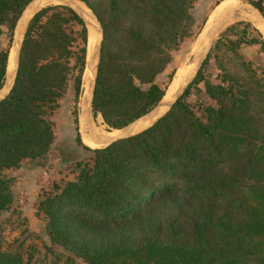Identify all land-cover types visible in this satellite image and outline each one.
<instances>
[{
  "label": "trees",
  "instance_id": "trees-1",
  "mask_svg": "<svg viewBox=\"0 0 264 264\" xmlns=\"http://www.w3.org/2000/svg\"><path fill=\"white\" fill-rule=\"evenodd\" d=\"M34 1L0 0V34L5 28L11 40ZM79 1L102 29L92 112L119 130L163 100L155 78L189 35L194 0ZM252 4L264 17L261 0ZM86 42L84 20L68 5L43 6L26 25L13 83L0 99V215L13 200L7 171L51 158L50 115L70 81L79 94ZM242 45L259 50L247 60ZM222 48L235 56L237 73L224 66ZM9 55L0 48V91ZM189 96L203 99L202 115ZM88 149L75 178L36 201L50 242L81 259L71 264H264V40L249 22L221 32L151 125ZM0 264H32L31 254L0 242Z\"/></svg>",
  "mask_w": 264,
  "mask_h": 264
},
{
  "label": "rangeland",
  "instance_id": "rangeland-1",
  "mask_svg": "<svg viewBox=\"0 0 264 264\" xmlns=\"http://www.w3.org/2000/svg\"><path fill=\"white\" fill-rule=\"evenodd\" d=\"M66 1L67 2L65 3L61 0H35V2H33L28 7L29 10H32L31 16L34 14V12L46 5L64 4L72 7L84 20V24L87 30L88 41V44L86 42L85 65L81 76V85L78 96H75L72 81H70L65 92L62 94L61 97L57 99L58 105L50 115V119L53 122L54 130V141L50 151L51 158L47 161L45 165L40 167L43 168L45 166H48L47 169L49 176L46 179L47 181L45 180V184H43L39 177V171L34 174V179L38 187L37 191L39 192V195L42 194L43 190L52 189L54 184L60 185L66 180H71L75 178L77 174L76 162H89V158L92 153L88 148L94 149L105 146L106 143L110 140L124 135L125 132H127L128 128L124 127L119 130L108 129L107 126L103 123L101 116L99 114H93L90 103L89 107L87 108V111L82 114L80 121V115L82 113V110H84V100L87 98L89 89L91 90L94 84V78L99 62L102 29L100 23L96 19L93 12L83 2L79 0H74L83 3L88 8V11L95 23H93V26H89L90 23L85 19V16H83L82 13L76 10L74 8L75 6H72V0ZM237 1L242 5V8L247 11V14L245 15L246 17H242V13H236L234 17H232L231 22L223 26L224 28H220L219 31L213 36V38L206 46H202V41L205 39L204 38L200 42V49H198V41L205 29V26L208 22L211 13L217 5V2L219 3V0H194L191 9L192 18L190 20L189 35L184 36L179 41L177 47L170 51L171 61L169 62V64H167L165 69L161 73H159L155 78L156 83L164 89V92L166 90L165 96L169 91L173 81L176 80L178 75L177 73H179L180 71H189V74H184V77L186 78H184L181 87L189 78H192L196 74L197 63L199 62V65L202 62L203 58L205 57L206 53L209 51L213 43L217 40L221 32H223L228 25L240 20L244 22H249L253 28H256L260 32L262 39L264 40V32H262V30L260 29L259 23L263 22L260 16L261 12L255 5L252 4L253 0ZM26 14H28V12L25 13V16H27ZM31 16L29 17V19L31 18ZM29 19L27 20V23ZM18 24L19 22L16 24L11 40L5 28H3V32L0 34V48L9 47L10 54H12L11 59L9 55V65L6 71V80L3 90L0 91V98H3L8 93L13 83V71L15 68L17 45L18 47H20L25 31L24 29L23 33L21 32L22 29L20 28L19 24L18 32ZM18 33L20 39L18 37ZM90 41L94 44L91 52H89ZM258 50V45H242L240 48H238V53L241 55L242 58L249 60L255 56ZM218 55L220 56V58H222L224 66L229 69L231 73L234 74L239 71L238 67L236 66L237 60L235 56L226 52L224 48L218 51ZM10 60L13 63H11ZM258 75H261L260 71H258ZM177 94L179 93H176L175 95ZM189 97L188 100L193 105V110L195 111V113L197 115H202L203 105H201L199 102L196 103L197 101H199L200 98ZM174 98L175 96L171 99H168V101L170 102ZM162 101H160V103H158V105L152 110V116L146 119H141L139 122H137L133 126L130 133L140 131L141 129L145 128L143 124L148 123L151 125L158 117L163 115L168 110V108L165 105L166 102L164 103ZM207 103L215 105V102L212 100H209ZM84 119L87 120L86 132L81 126V122L83 125ZM77 134H79L81 143L76 141ZM98 137H100L101 140H97ZM86 139L92 142L91 145L86 144ZM22 165L23 163L20 166ZM14 179L15 180L12 182L11 187L14 186V190L17 193L16 195H14L15 192H12L11 189L13 197L12 203L9 209L3 211L0 215V242L2 243L4 248L18 249L23 253L25 258L31 254L32 264H48L51 261H56L58 264H71V261H74L75 263L81 262L80 258L73 256L71 252H69L64 247L52 244L50 242V239L44 229L45 220L39 215L37 216V214L35 213L36 206L33 214L30 213L27 215L24 214V216L21 215L22 211L17 209V203L19 206L20 197L18 198V195H20L19 192L22 188L20 186L15 187V182L17 180L15 177Z\"/></svg>",
  "mask_w": 264,
  "mask_h": 264
},
{
  "label": "bare ground",
  "instance_id": "bare-ground-1",
  "mask_svg": "<svg viewBox=\"0 0 264 264\" xmlns=\"http://www.w3.org/2000/svg\"><path fill=\"white\" fill-rule=\"evenodd\" d=\"M35 2V1H34ZM37 2V1H36ZM71 3H72V6L76 9V10H78L80 13H82V15L83 16H85V19L90 23H88L89 24V26L91 25V26H93L95 23H94V20L92 19V17H91V15H90V13H89V11H88V8L83 4V3H80V2H77V1H74V0H72L71 1ZM77 7V8H76ZM224 8H228V9H234L233 11V14L232 15H230V17L227 19V20H230L232 17H234V15L236 14V13H242V17H244L247 13V11H244L243 9L242 10H240V5H238L234 0H231V1H227V2H224V3H222L217 9H216V11H214V13H212V15L210 16V21H209V25L207 26V27H205V29H204V31H203V33H202V35H201V37H200V39H199V43H198V49H200V46H201V41H202V46H206L209 42H210V40H211V38H213V36L219 31V29L220 28H222L223 26H225L226 24H228L229 23V21H227L225 24H222V25H220L217 29H216V31H214V33L212 34V35H210V36H207L206 35V33H207V30L210 28V26L213 24V22L214 21H217L218 20V18H219V14L221 13V11L224 9ZM31 9V8H30ZM28 10V11H27ZM239 10V11H238ZM31 11L32 10H29L28 8L26 9V11L24 12V14L22 15V17L20 18V20H19V24H20V28L22 29V33H23V31H24V29H25V25L27 24V20L29 19V17L31 16ZM26 12H28V14H26L27 16H25V13ZM249 13V12H248ZM248 15H250V14H248ZM25 17V18H24ZM246 17V16H245ZM244 17V18H245ZM22 22V23H21ZM231 22V21H230ZM94 23V24H93ZM263 26H264V22H260ZM19 24H18V26H17V31L19 30ZM224 28V27H223ZM19 32V31H18ZM22 33H20V34H22ZM91 35V34H90ZM18 37H19V39H20V36H19V33H18ZM15 45V44H14ZM93 42H89V52H91V50H92V48H93ZM17 48H18V45H17ZM11 55L12 54H10V59H11ZM10 62H11V60H10ZM11 63H13V62H11ZM14 67V66H13ZM14 70H15V68H14ZM14 72V71H13ZM178 75H177V78H176V80H174L173 81V83H172V85H171V87H170V89H169V91L167 92V94H166V96H165V98H164V100L162 101V102H166V103H168L169 101H168V99H171L172 97H174L175 96V94L178 92V90L180 89V87H181V84H183V81H184V78H186V77H184V74H189V71H186V72H183V71H180L179 73H177ZM90 99H91V90L89 89V93L87 94V98L84 100L85 102H84V113L87 111V108L89 107V103H90ZM163 104V103H162ZM142 122V121H141ZM140 122V123H141ZM86 124H87V120L86 119H84V123H83V129H84V131L86 132ZM144 125V127H146V126H148V125H150V124H143ZM137 127V126H136ZM136 127H135V129H136ZM87 134V133H86ZM97 140H101V138L100 137H98V139ZM85 142H86V144L87 145H91V141H89V140H85ZM95 147V146H94ZM93 148V147H92Z\"/></svg>",
  "mask_w": 264,
  "mask_h": 264
},
{
  "label": "crops",
  "instance_id": "crops-1",
  "mask_svg": "<svg viewBox=\"0 0 264 264\" xmlns=\"http://www.w3.org/2000/svg\"><path fill=\"white\" fill-rule=\"evenodd\" d=\"M227 1H231V0H219V3H217V5H216V7H215V9L213 10L212 13H214V11H216V9L222 3L227 2ZM234 1L238 5H240V10H242L243 9L242 5L240 3H238L237 0H234ZM244 11H246V10H244ZM212 13H211V15H212ZM231 19L228 20L229 23H230ZM209 21H210V17H209L208 22H207L205 27H207L209 25ZM214 22H213V24H214ZM260 29L262 30V32H264V26L261 23H260ZM83 113H84V110H82V113L80 115V121H81V117H82ZM81 126L83 128L82 122H81ZM82 132H83V130H82ZM44 168H48V166L40 168V166H36L33 163H31L30 161L26 160L25 162H23V165L20 166L19 168L10 169V170L7 171L8 174H10V175H12V176H14L16 178L17 181L15 182V187H19L20 186L22 188L21 191L19 192L20 195H18V198L20 197V205L18 206V203H17V209L22 211L21 215H23V216H24V214L25 215L30 214V213L33 214V212H34V209H35V206H36V201H37L38 196H39V194H38L39 192L37 191L38 187H37L36 181L34 179V177H35L34 174L37 171L40 172ZM11 189H12V192L13 191L15 192L14 195H16L17 192L14 190V186L11 187Z\"/></svg>",
  "mask_w": 264,
  "mask_h": 264
},
{
  "label": "water",
  "instance_id": "water-1",
  "mask_svg": "<svg viewBox=\"0 0 264 264\" xmlns=\"http://www.w3.org/2000/svg\"><path fill=\"white\" fill-rule=\"evenodd\" d=\"M61 1H63V2H67L66 0H61ZM234 9H228V8H224L222 11H221V13L219 14V18H218V20L217 21H215L214 22V24H212L211 26H210V28L207 30V33H206V35L207 36H210V35H212L213 33H214V31H216V29L220 26V25H222V24H224L226 21H227V19L230 17V15L234 12L233 11ZM24 12V11H23ZM23 14V13H22ZM261 15V19L263 20V22H264V17H263V15H262V13H260ZM22 16V15H21ZM21 18V17H20ZM20 20V19H19ZM19 20H18V22H19ZM17 22V23H18ZM212 39V38H211ZM19 48L20 47H18L17 48V54H16V61H15V70H14V72H13V79H14V76H15V72H16V67H17V58H18V52H19ZM207 54V53H206ZM206 56V55H205ZM205 58V57H204ZM204 58H203V60H204ZM202 60V61H203ZM199 63V62H198ZM198 63H197V66H196V68H197V71H198V69L200 68V66H201V64H202V62L198 65ZM197 71H196V73H197ZM195 76V75H194ZM193 76V77H194ZM193 77L192 78H189L186 82H185V84L178 90V92L177 93H179V94H177V95H175V98L172 100V101H170L169 103H165V105L167 106V108L169 109L170 108V106L172 105V103L181 95V93L184 91V89L186 88V86L189 84V82L193 79ZM94 80H95V78H94ZM94 85V84H93ZM92 92H93V87H92V89H91V98H92ZM165 92H166V90H165ZM165 92H164V94H165ZM164 96V95H163ZM1 99V98H0ZM162 100V99H161ZM160 100V101H161ZM160 101H159V103H160ZM158 105V104H157ZM156 105V106H157ZM90 106H91V100H90ZM155 106V107H156ZM154 107V108H155ZM153 108V109H154ZM91 109H92V107H91ZM152 109V110H153ZM152 110L149 112V113H147V114H145L144 116H142V117H140L139 119H137V120H135L134 122H132V123H130L129 125H127L126 127H128L127 128V132H125V134L124 135H122V136H120V137H116V138H114V139H112V140H110L109 142H107L106 144H108V143H110L111 141H113V140H115V139H117V138H121V137H125V136H128V135H131V134H133V133H130V131L132 130V128H133V126L137 123V122H139L141 119H146V118H148V117H151L152 116ZM156 111V110H155Z\"/></svg>",
  "mask_w": 264,
  "mask_h": 264
},
{
  "label": "built area",
  "instance_id": "built-area-1",
  "mask_svg": "<svg viewBox=\"0 0 264 264\" xmlns=\"http://www.w3.org/2000/svg\"><path fill=\"white\" fill-rule=\"evenodd\" d=\"M261 5L264 8V0H261ZM39 177L41 179V182H43V184H45V180L48 178L49 173H48V169L44 168L39 172ZM47 181V180H46Z\"/></svg>",
  "mask_w": 264,
  "mask_h": 264
}]
</instances>
